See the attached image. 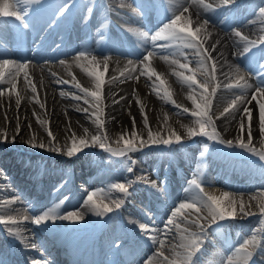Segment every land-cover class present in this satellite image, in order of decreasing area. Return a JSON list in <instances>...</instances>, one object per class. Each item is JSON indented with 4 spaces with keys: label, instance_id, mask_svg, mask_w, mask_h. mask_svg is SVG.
Returning a JSON list of instances; mask_svg holds the SVG:
<instances>
[{
    "label": "bare ground",
    "instance_id": "bare-ground-1",
    "mask_svg": "<svg viewBox=\"0 0 264 264\" xmlns=\"http://www.w3.org/2000/svg\"><path fill=\"white\" fill-rule=\"evenodd\" d=\"M114 1L120 3L122 0ZM212 1L217 5L225 4L224 2L220 3V0ZM258 1L260 0H244L243 2L235 0L236 5L229 7L230 10H237V14L243 13L245 15V19L235 24L236 27L242 29L244 36H236L231 34L232 27L234 26L230 27L232 25L231 22L227 24L228 28L220 27L223 35H219L215 30L211 29L208 23L205 24L206 20L202 19L204 16L211 20L216 15L205 8L199 0L196 3H193L192 0H175L176 7L180 6L182 8V11L179 13L181 25H189L193 30L200 28V31L196 33L198 42L206 54L210 55V59L203 65H201L203 58L196 50L180 48L178 42L170 43L157 40L150 43V46H154L151 51V57L148 59L144 57L137 62L125 55L118 54L109 55L104 68L101 67L98 61H91L90 59L80 57L78 60L76 58L61 59L54 64V67L45 70H35L34 73L30 70L29 72H32V74L27 73V79L24 77L22 83L16 82L14 87L0 92V131L6 132L10 140H14V142L11 140L9 145L0 149V162L3 164L2 167L5 173L7 175L11 174V177H15L13 182L22 184L24 181L21 180L20 175L23 170L18 167L20 163L16 164L18 163V158L27 156L47 157L48 155L55 157L56 154H59L57 156H61L62 154L68 156L67 151L72 146L73 140H76L77 144L81 139L91 142L92 137L99 135L97 123L93 121L95 120V116L100 115L101 112L103 113L101 122L103 123L105 133L101 131L100 136L108 135L106 147L114 149V151H118L124 147L121 136L125 139H131L136 143H138L136 140L137 136L147 140L149 127L153 133L158 132L161 139H167L170 133L175 131V134L181 136V141H184L187 138L188 129L195 124V120H187L191 118L190 113L195 111V105L189 97H194L197 103H201L203 89L199 85L209 78L213 62L216 69L214 73L215 87L210 84L208 91H214L215 94L211 99V107L208 114L212 117L215 131L218 133L219 138L224 141H233L236 146L228 147L226 143H220L215 139L216 144L228 151L254 158L258 163L256 165L259 169L264 170V164L260 162L261 160L264 161V159H261L260 155H258V153H264V135L260 131L256 101L251 99L258 79L256 83L250 73L244 69H239L236 62H245L246 59L234 56L231 52L233 47L242 51L249 42L264 41V14L259 12L260 9H255V4ZM61 4L74 5L75 1L62 0ZM185 8L187 9L186 11L184 10ZM260 8H264V4ZM76 9H78V6H76ZM197 18H201L203 22ZM211 21L215 22L214 20ZM157 23L153 21L150 26L154 27ZM126 38H128L129 44L133 42V39ZM142 38L144 41L147 40L145 35H142ZM260 51L261 48L253 54L257 55ZM178 53H183V55ZM185 55L188 57L187 60H185ZM164 57L168 58L165 59ZM173 61L188 63L189 67L187 69L180 68L179 64L173 63ZM131 62L132 64H129ZM144 66H148L149 69L143 73L144 77H142L139 68ZM250 66L254 68L253 62L250 63ZM95 73L103 75V84L100 88L96 87ZM148 73H152L151 79H149ZM193 75L197 83L193 87H189L190 81L186 80L185 77ZM245 82L250 84L252 89L245 91L247 99L237 101L236 105L233 106L232 101L241 91L236 85H242ZM151 86H155V88H151ZM33 88H35V91H33ZM82 88L88 89L89 93L96 92L97 90L100 91V101L97 102L94 97L86 95L81 91ZM163 90L166 92V97L180 103L183 115L177 117L175 113L168 109L169 104L160 102L159 97ZM76 96L81 97V99H75ZM141 106L143 107V113L141 112ZM245 106L253 110L251 121L252 139L249 147L253 148L257 154L246 151L238 146V140L241 135V112L236 109H242ZM226 108L228 112L224 111ZM84 109H88V111L85 112ZM184 109H188V112H185ZM145 115L149 127L144 125ZM133 118H135V126H133ZM244 119L247 122V117ZM150 125L156 126L151 127ZM211 131L212 128H210ZM172 139L175 140V137L172 136ZM244 140L248 143L247 131L244 133ZM32 144H43L44 147H32ZM52 146H55L60 151H52ZM90 148L101 149L104 154L107 152L99 146L83 147L81 151H84L85 157L89 155L90 152L88 151ZM141 150L129 154L136 155ZM176 151L181 156L165 157L166 160L163 158L162 162L160 158L159 162L162 164L159 169H157L158 164H155L158 153L150 154L145 158L146 163L144 164L147 165L148 171L150 168L152 174L148 176L143 175L144 164L141 163H136L134 174L142 175L143 182L146 184H149L147 182L151 181L155 185L154 188L163 185V180L165 179L168 187L165 189L166 193L162 195L161 199L165 203L172 201L178 206L181 201H191L194 197L200 196V194L194 192L190 186H188L186 193L174 191L179 184H183L185 167L187 169L196 159V157L192 156L191 150H188L187 155L184 154L181 148H178ZM214 154L209 157L211 163L214 162V159L215 162H219L223 158L228 157L227 161L233 163L230 165L231 170L233 169L232 176L237 179L245 181L248 180V176H253L252 163L249 161L232 158L218 151ZM218 157H221V159ZM125 160L126 158L124 157L112 159V161L109 158L108 162L115 169L122 166L119 163L127 167L133 165L130 162L127 163ZM82 162L86 161L82 160ZM87 164L85 163L84 167L90 166ZM165 164H171L172 167L169 171L162 170ZM160 173H164V175ZM169 173H172V176H169ZM139 177L141 178V176ZM220 180L223 179L220 177ZM6 181L5 177L0 176V193L8 194L12 191ZM112 181L113 177H107L103 180L104 184L93 185L88 190L90 192L92 190H99L100 187H108ZM203 183L206 195L222 197L224 192H228L230 199L238 201L235 205V218L247 220H243L245 227L250 226L249 222L254 220L256 214H261L259 203L264 202V194L255 192V189L261 188V185L264 186V181H248V184L251 185L250 188L243 182L232 184L233 190L224 189L217 185L210 177L204 179ZM150 190L148 192L151 195L158 197ZM148 192L146 190H139L136 194L137 197H146ZM241 198L247 205L245 211L252 213L251 215L244 216L240 213L239 201ZM199 200L200 197L195 201L198 202ZM224 201H221V206L228 208V202L226 201L225 204ZM131 211H133L132 207L129 206L128 213ZM169 214L170 212H167L165 215L169 216ZM170 218L171 216L168 219ZM182 218V215L177 213L173 225L167 227L168 219H159L157 224L152 222V218L147 222L149 228L155 230L149 233L155 236V239L159 240L160 244L152 242L155 245L154 247L158 249L156 252L154 248L150 249L154 254L150 255L146 262L145 259H142L140 262H137L138 264L158 263L157 258L161 259V256L157 254L160 251L170 254L169 251H173L176 246H183L179 240L184 233L175 231L176 226H178L177 220L181 221ZM232 221L233 219L231 221L227 220L224 223V226L221 227L223 233H228L227 229L233 226ZM187 222L190 223L189 221ZM20 223L24 222L21 220ZM161 229L165 231H157ZM262 230L263 228L261 227L259 230L260 242L258 244H264V232ZM223 253H215V257L221 261V264H230L232 259H235L233 261H236V264L242 262L237 260V252L234 249H227Z\"/></svg>",
    "mask_w": 264,
    "mask_h": 264
},
{
    "label": "snow or ice",
    "instance_id": "snow-or-ice-1",
    "mask_svg": "<svg viewBox=\"0 0 264 264\" xmlns=\"http://www.w3.org/2000/svg\"><path fill=\"white\" fill-rule=\"evenodd\" d=\"M193 3H196L197 0H192ZM199 2L202 3V0H199ZM235 0H224L225 4H231L234 3ZM21 3L25 5H34L37 7H33L31 10L29 8L21 9L20 5ZM41 0H14L13 4L5 3L2 7H0V16L2 17H15V20L12 21L15 23L16 21H22L21 26L24 28L30 27V21L32 17L35 14H38L41 11V8L38 7L40 5ZM15 7V10H10L11 8ZM45 7H50V4H45ZM205 8H210V5H204ZM187 10L186 8L184 9ZM65 9L58 8L53 13L52 19L55 20L57 16H63ZM230 11V9H229ZM261 14H264V8H261L259 10ZM181 16L175 15L173 18L170 19V21L164 25L162 29L157 31V33L153 36V41H167V42H178L180 48H187V49H194L196 52L203 58L201 60V65H203L208 59H210V55H207L201 44L198 42V38L196 33L200 31V28L192 29L189 25H181L180 23ZM51 24V21L49 22ZM205 24H207V21H205ZM237 36H240L241 34L239 32L236 33ZM264 43V41H262ZM253 47H259V45L255 44L254 42H249L247 46L245 47L244 51L248 52L251 51ZM262 52H264V49H261ZM183 55V53H178ZM89 55L88 53H80L79 56L76 57L78 60L80 56H86ZM152 53L149 51L145 59L150 58ZM167 59L168 57H164ZM188 57L185 55V60H187ZM92 60L95 61V57H92ZM13 62L10 61L7 58H0V69H2L4 66H8L12 64ZM173 63H178L180 68L187 69L189 67L188 63H179V61H173ZM26 67V62H21L19 64H16L15 66V74L18 75L20 70ZM215 63L213 62L212 68H211V74L209 78L203 83L200 84L199 87L203 89L202 94V101L201 103H197V100L194 97H189V99L192 100V103L195 105V111H192L190 113L191 116L196 118V123L198 124V129H189L188 130V136L195 137L196 135H203L208 136L210 139H216L220 143H226L228 147H234L233 141H224L223 139L219 138L218 133L215 131V125L212 120V117L208 114L211 107V99L213 95L215 94L213 92H209L208 88L211 84L213 87H215ZM143 74V73H141ZM152 73H148L149 79H151ZM253 75H255L258 79V83L253 90L254 94L252 95L251 99L256 101L257 110H258V119L260 124V131L261 134L264 135V64H258L255 71H253ZM25 78L27 79V73H25ZM138 78V77H137ZM95 79H96V87L100 88L103 84V75L101 73H95ZM186 80L190 81L189 87H193L196 85V80L193 76L185 77ZM242 79V77H241ZM3 72L0 71V83H3ZM66 83V82H65ZM162 83V81H161ZM231 87V85H229ZM237 88H240L241 91L236 96V98L232 101V105L235 106L237 101H243L247 99L245 95V91L250 87L245 82L243 85H236ZM33 91H35V88H33ZM81 91H83L86 95H90L96 99L97 102L100 101V93L99 92H88V89L82 88ZM75 99L79 100L81 97L76 96ZM87 103V101H85ZM19 103V101H17ZM237 111L241 112V120H240V138L238 140V146L242 149H245L246 151L255 153V150L251 147H249V144L252 139V132H251V121H252V109L245 106L242 109H236ZM85 112L88 111V109H84ZM185 112H188V109H184ZM225 112H228V109L226 108L224 110ZM141 112L143 113V107L141 106ZM103 113L101 112L100 115L95 116L94 123H97L98 128L103 127V123L101 122V116ZM245 117H247V122H245ZM144 125L148 126V120L146 115L144 116ZM133 126H135V118H133ZM212 128L211 132L206 131V128ZM247 131V138L248 143L244 140V133ZM135 135V133H133ZM172 136L175 137V140L172 139ZM160 134L153 133L151 129L148 130V139L144 140L142 137L136 138L138 143L134 142L131 139H125L123 136H121V139L123 140L124 147L119 149L118 151H113L111 148L106 147L107 144V138L106 136H94L91 138V142L89 140L81 139L79 140L78 144L76 140L72 141V146L68 149L67 155L69 157L73 155H78L79 151L83 149V147H90V146H99L102 149H105L106 151L113 152L114 155L119 156H126L129 153L136 152L141 150L145 147H151L153 145H159L164 144L166 146H170L173 143H180L182 138L180 135L175 134L174 132H171L169 137L167 139H161L159 138ZM3 142H7V137H5V140ZM14 142V140H13ZM32 147H41L43 148V144H32ZM52 151H60L59 149L55 148V146H52ZM260 155L261 159H264V153H258ZM132 164H135V161H132ZM128 171H133V168H129ZM151 186L155 187V185L148 181ZM191 185L195 186V188L199 191L200 194V200L197 201H181L178 206L175 208L174 211L171 212L170 216L171 218L167 220V226H171L174 223L175 218L177 217V213L184 209L189 210H195L196 212H199L200 205H203L207 208L208 214L212 217V222H215L217 220H225V219H234L236 216V208L235 205L237 204V200L230 199V194L228 192H224L222 197H216L214 195H206L204 193V188L200 183L197 182L196 179L191 180ZM128 182L125 181L123 183H116L112 187L119 191V193L122 194V196L129 195V190L127 186ZM12 200L18 199V198H11ZM94 199H108V196L105 194L103 190H100L99 192L93 191L90 195L87 196V199L85 201V204H89L94 201ZM225 200L228 202V208L221 206V201ZM240 204V213L244 216L251 215L252 213L245 211L247 205L241 198L239 201ZM115 207H120L119 203H115ZM92 209L94 211V214L96 216H105L109 212L113 210V208L109 207L107 203L103 204L102 206L92 204ZM259 210L262 214V218H264V202L259 203ZM24 220H27L28 217H24ZM67 220L72 223H76L79 220L83 219V216L78 211H73L68 214L64 215H58L55 209H48L46 212H44L42 215L34 218L32 222L36 225L40 224H46L48 221L55 222L56 220ZM20 220H18L15 217H0V224L8 226V225H16L19 224ZM192 224L196 225L197 227H202L199 224V217L197 219H193L191 221ZM140 230L147 235L148 232L151 230L149 226L141 224ZM158 232H164L165 230H157ZM187 231V229H185ZM204 238L203 230L200 234L192 233L191 239L185 247H188L191 249V251L188 252L187 256L184 258V264H190L191 256L194 254L196 250L199 249L201 246L202 240ZM153 242L156 244H160L159 240H156L155 237H153ZM256 240L255 237H253L251 240H245L241 247L236 249L237 252V260L239 261H247L248 258L251 256V253L248 252V246L249 245H255ZM35 247V245H33ZM166 259V258H165ZM35 264V262H34ZM230 264H236V261H230Z\"/></svg>",
    "mask_w": 264,
    "mask_h": 264
},
{
    "label": "rangeland",
    "instance_id": "rangeland-1",
    "mask_svg": "<svg viewBox=\"0 0 264 264\" xmlns=\"http://www.w3.org/2000/svg\"><path fill=\"white\" fill-rule=\"evenodd\" d=\"M146 69H149L148 66H146ZM152 84V83H151ZM150 84V85H151ZM151 88H155V86H151ZM166 92L163 90V92L160 93V102H167L168 104H170V107L168 108L171 112L175 113V115L178 117L179 115H183V111L180 108V103H177L176 101H174L173 99H170L169 97H166ZM173 115V114H172ZM195 117L191 116L190 119H187L188 121H193ZM151 127H155L156 125H150ZM198 124L195 121V124L193 126H191L189 129H198ZM188 129V130H189ZM98 130V129H97ZM204 146V145H202ZM203 148V147H202Z\"/></svg>",
    "mask_w": 264,
    "mask_h": 264
}]
</instances>
